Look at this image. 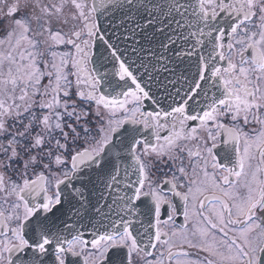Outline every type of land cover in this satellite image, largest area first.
<instances>
[{
  "label": "snow or ice",
  "instance_id": "obj_1",
  "mask_svg": "<svg viewBox=\"0 0 264 264\" xmlns=\"http://www.w3.org/2000/svg\"><path fill=\"white\" fill-rule=\"evenodd\" d=\"M0 5V264H264V0Z\"/></svg>",
  "mask_w": 264,
  "mask_h": 264
},
{
  "label": "flooded vegetation",
  "instance_id": "obj_2",
  "mask_svg": "<svg viewBox=\"0 0 264 264\" xmlns=\"http://www.w3.org/2000/svg\"><path fill=\"white\" fill-rule=\"evenodd\" d=\"M15 0H6V3L8 5L14 3ZM0 9H2L3 11H6V7L4 5H0ZM183 222V217L182 216H178L177 217V223H182Z\"/></svg>",
  "mask_w": 264,
  "mask_h": 264
}]
</instances>
